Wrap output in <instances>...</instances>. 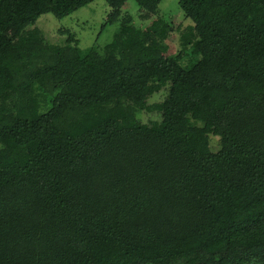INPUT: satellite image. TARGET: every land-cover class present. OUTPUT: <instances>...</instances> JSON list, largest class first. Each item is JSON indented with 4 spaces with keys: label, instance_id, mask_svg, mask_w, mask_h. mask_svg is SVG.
I'll return each mask as SVG.
<instances>
[{
    "label": "trees",
    "instance_id": "1",
    "mask_svg": "<svg viewBox=\"0 0 264 264\" xmlns=\"http://www.w3.org/2000/svg\"><path fill=\"white\" fill-rule=\"evenodd\" d=\"M94 1L0 0V264H264V0Z\"/></svg>",
    "mask_w": 264,
    "mask_h": 264
},
{
    "label": "rangeland",
    "instance_id": "2",
    "mask_svg": "<svg viewBox=\"0 0 264 264\" xmlns=\"http://www.w3.org/2000/svg\"><path fill=\"white\" fill-rule=\"evenodd\" d=\"M178 0H163L160 4V9L165 13H173L174 16L181 17L184 21V26L192 24L190 20L183 19V15L180 10H178ZM109 7L104 0H95L89 5L82 7L71 15L58 19L51 14H44L40 16L37 21V27L42 29L46 35V38L54 44L62 43L66 36L58 35L59 29H68L75 34L78 45L81 49H86L91 46H98L102 48L111 41L113 35L118 29V23L108 25L99 34L101 30V25L106 21ZM123 13H128L132 17L134 26L145 27L148 26L150 21H144L140 18L141 11H139V6L134 0H128L121 10ZM172 15V14H171ZM177 18V17H176ZM177 20V19H176ZM179 21V20H177ZM178 34L170 35L167 39L168 54H176L180 51V45L178 42ZM162 98V95L155 94L151 99L150 103L157 102ZM138 119L144 123L149 120L159 119L157 115L150 114H138ZM209 147L212 151H217L219 149V139L217 137H209Z\"/></svg>",
    "mask_w": 264,
    "mask_h": 264
}]
</instances>
